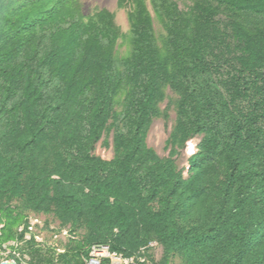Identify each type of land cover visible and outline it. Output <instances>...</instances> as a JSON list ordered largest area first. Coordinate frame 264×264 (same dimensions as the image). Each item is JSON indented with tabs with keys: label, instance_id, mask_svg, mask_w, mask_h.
Segmentation results:
<instances>
[{
	"label": "trees",
	"instance_id": "obj_1",
	"mask_svg": "<svg viewBox=\"0 0 264 264\" xmlns=\"http://www.w3.org/2000/svg\"><path fill=\"white\" fill-rule=\"evenodd\" d=\"M163 11L171 71L157 56L140 1L131 54L118 70L106 9L91 15L79 0L0 1V198L28 188L63 219L90 214L92 240L112 237L115 250L139 245L134 234L151 228L167 250L213 244L251 195L264 203V0H197L189 15ZM166 83L181 96L177 139L202 134L191 179L144 145ZM124 84L116 156L106 162L91 154V143ZM209 167L220 170L219 183L192 190ZM155 199L158 210L149 204ZM201 202L216 208L214 220L202 229L180 226L176 210ZM234 230L226 240L234 251L217 250L215 264H240L260 241L243 223Z\"/></svg>",
	"mask_w": 264,
	"mask_h": 264
},
{
	"label": "rangeland",
	"instance_id": "obj_2",
	"mask_svg": "<svg viewBox=\"0 0 264 264\" xmlns=\"http://www.w3.org/2000/svg\"><path fill=\"white\" fill-rule=\"evenodd\" d=\"M6 2V0H0ZM85 14H93L97 9H106L112 14L116 39L113 43V59L118 70L131 54V28L137 3L140 1L145 14L150 20L152 44L157 56L162 60L168 72L171 63L167 52V22L164 7H176L189 15L197 0H79ZM226 12L223 11L222 15ZM250 24H257L252 17ZM49 45V38L43 40L40 50ZM128 85L124 84L115 97L112 113L105 123L102 133L91 143V154L110 162L116 156L114 134L123 122L121 109ZM161 97L155 103V112L151 116L144 137V145L163 161H171L174 170L182 179H191L197 170L192 169L191 158L198 152L202 134H196L184 142L177 139L175 128L177 122L180 92L170 83L162 86ZM192 143V145H190ZM51 177L57 178L55 174ZM200 182L192 190L207 188L208 184L217 185L221 179L218 168L209 167L199 173ZM206 200V199H205ZM177 201V200H176ZM153 210L161 208V200L149 203ZM206 210L205 220L201 217ZM215 207L208 202L197 203L189 210L179 207L176 219L180 226L202 229L204 221H212ZM225 209V207H224ZM225 213H223L224 215ZM243 223L247 234L250 232L260 237L259 243L241 260L240 264H264V203L253 194L244 204L237 218L223 225V235L207 245H194L187 250H167L160 241L156 231L151 228L139 230V245L129 241L122 250L112 249L118 241L108 237L103 242L94 241L92 234V217L90 214L63 219L57 214L55 203L40 201V192L26 188L21 195L0 198V264L3 261H15L17 264H88L92 245L107 246L115 256L101 259L100 264H215L213 257L217 250L234 251L227 239L235 232L234 228ZM114 232L117 231L115 228ZM22 234V236L20 235ZM126 248V249H125Z\"/></svg>",
	"mask_w": 264,
	"mask_h": 264
},
{
	"label": "built area",
	"instance_id": "obj_3",
	"mask_svg": "<svg viewBox=\"0 0 264 264\" xmlns=\"http://www.w3.org/2000/svg\"><path fill=\"white\" fill-rule=\"evenodd\" d=\"M89 255L88 264H100L102 258L115 256L116 253L111 252L107 246L92 245Z\"/></svg>",
	"mask_w": 264,
	"mask_h": 264
},
{
	"label": "water",
	"instance_id": "obj_4",
	"mask_svg": "<svg viewBox=\"0 0 264 264\" xmlns=\"http://www.w3.org/2000/svg\"><path fill=\"white\" fill-rule=\"evenodd\" d=\"M1 264H17V263L15 261L6 260V261L1 262Z\"/></svg>",
	"mask_w": 264,
	"mask_h": 264
},
{
	"label": "bare ground",
	"instance_id": "obj_5",
	"mask_svg": "<svg viewBox=\"0 0 264 264\" xmlns=\"http://www.w3.org/2000/svg\"><path fill=\"white\" fill-rule=\"evenodd\" d=\"M190 145H192V143H190Z\"/></svg>",
	"mask_w": 264,
	"mask_h": 264
}]
</instances>
